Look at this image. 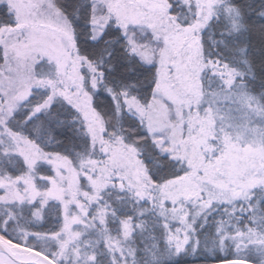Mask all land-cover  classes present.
Returning <instances> with one entry per match:
<instances>
[{
  "label": "snow or ice",
  "instance_id": "snow-or-ice-1",
  "mask_svg": "<svg viewBox=\"0 0 264 264\" xmlns=\"http://www.w3.org/2000/svg\"><path fill=\"white\" fill-rule=\"evenodd\" d=\"M0 264H264V0H0Z\"/></svg>",
  "mask_w": 264,
  "mask_h": 264
}]
</instances>
